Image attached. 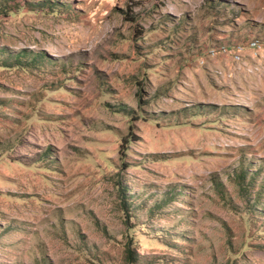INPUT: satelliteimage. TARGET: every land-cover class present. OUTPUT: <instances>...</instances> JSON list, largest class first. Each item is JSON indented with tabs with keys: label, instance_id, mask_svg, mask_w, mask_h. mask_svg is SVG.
I'll return each mask as SVG.
<instances>
[{
	"label": "rangeland",
	"instance_id": "374dc122",
	"mask_svg": "<svg viewBox=\"0 0 264 264\" xmlns=\"http://www.w3.org/2000/svg\"><path fill=\"white\" fill-rule=\"evenodd\" d=\"M2 48L0 264H264V0H0Z\"/></svg>",
	"mask_w": 264,
	"mask_h": 264
},
{
	"label": "trees",
	"instance_id": "16d2710c",
	"mask_svg": "<svg viewBox=\"0 0 264 264\" xmlns=\"http://www.w3.org/2000/svg\"><path fill=\"white\" fill-rule=\"evenodd\" d=\"M53 3V1H51ZM51 4V3H49ZM54 4V3H53ZM143 32V28L139 27L138 29H135L133 31L134 36L137 38L141 36ZM2 57H0V66L2 67H7V68H12V67H20V68H32L33 64H36L38 61V57L34 55H29L27 54V50H20L16 53H11V52H6V48H2ZM5 50V51H4ZM7 53L6 55L4 54ZM29 58V59H28ZM28 59V60H27ZM120 112H124L126 116H129L130 120H136L138 119L137 117L131 118V114H135L134 110L132 108H129V106L126 105H120L118 108ZM132 140V136L128 137H123L121 141L125 144H128ZM123 190V189H122ZM126 194V193H123ZM179 194V193H177ZM166 199L168 200H174L176 197L172 194V191H167L165 193ZM131 206V203L128 202ZM161 206V205H160ZM134 251L130 248H127V257L129 261H134L135 260V255Z\"/></svg>",
	"mask_w": 264,
	"mask_h": 264
}]
</instances>
